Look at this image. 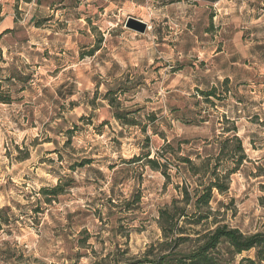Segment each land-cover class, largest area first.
I'll use <instances>...</instances> for the list:
<instances>
[{
	"label": "rangeland",
	"instance_id": "374dc122",
	"mask_svg": "<svg viewBox=\"0 0 264 264\" xmlns=\"http://www.w3.org/2000/svg\"><path fill=\"white\" fill-rule=\"evenodd\" d=\"M168 2L0 0V264L137 256L159 237L156 211L174 192L143 160H123L154 157L160 132L217 134L223 116L247 162L215 198L229 226L264 230V0ZM129 17L144 34L125 27ZM211 88L217 96L205 100ZM108 89L123 110H139L137 127L112 118ZM82 160L91 164L69 169ZM59 177L74 188L49 205L39 190Z\"/></svg>",
	"mask_w": 264,
	"mask_h": 264
},
{
	"label": "trees",
	"instance_id": "16d2710c",
	"mask_svg": "<svg viewBox=\"0 0 264 264\" xmlns=\"http://www.w3.org/2000/svg\"><path fill=\"white\" fill-rule=\"evenodd\" d=\"M176 1L180 0H170L167 4ZM199 1L216 3L219 0ZM36 2L39 3L40 0ZM95 50L93 49L90 55ZM226 84L227 80L222 82L220 87ZM217 91V88H211L200 94L208 100L210 97H216ZM104 100L112 109V118L120 125H139L137 118L132 116L138 115L139 110H123L118 90L108 89ZM0 102L5 103V100L0 99ZM170 111L176 113L178 110ZM144 117L157 135L154 126L156 118L149 115ZM191 122L196 126L201 123L197 118ZM223 122L222 125L227 127L218 128L217 134H214L213 130L210 137H173L169 140L160 132L158 136L163 145L154 157L147 152L128 161L123 160L124 164L143 160L146 168L162 176L165 180L164 187L172 185L174 194L166 204L157 209L154 222L159 237L148 244L143 252L131 256L129 250H118L116 254H112V258L107 256L95 260L93 264H264V230L246 233L229 226L225 221L226 212L222 210L225 206L215 198V194L224 196L229 192L232 176L247 162L242 141L237 136L235 122L225 116ZM67 134H71L70 130ZM68 142L69 140L66 143ZM90 164L91 160H82L69 169L74 171L76 166L83 168ZM114 168L115 166L109 167L110 170ZM171 171L174 173L171 174ZM173 176L180 177V180L172 183ZM72 188L73 180L59 177L55 185L41 188L39 194L44 197L45 203L51 205L58 196L64 195ZM131 202H140L138 193L133 194ZM213 203L216 207H213ZM128 204L129 201L126 205ZM4 211L9 210L7 208ZM83 243L85 240L81 242ZM126 254L129 256L121 260L120 256Z\"/></svg>",
	"mask_w": 264,
	"mask_h": 264
},
{
	"label": "water",
	"instance_id": "95a60500",
	"mask_svg": "<svg viewBox=\"0 0 264 264\" xmlns=\"http://www.w3.org/2000/svg\"><path fill=\"white\" fill-rule=\"evenodd\" d=\"M125 27L127 29H130L138 34H144L146 31V24L138 19H134V18H127L126 23H125Z\"/></svg>",
	"mask_w": 264,
	"mask_h": 264
},
{
	"label": "crops",
	"instance_id": "0c3cea01",
	"mask_svg": "<svg viewBox=\"0 0 264 264\" xmlns=\"http://www.w3.org/2000/svg\"><path fill=\"white\" fill-rule=\"evenodd\" d=\"M162 1H165V0H162ZM192 1H194V0H180V1H176L174 3H171V6L172 5H178V6L183 5V6L189 7L190 2H192ZM132 5H134V4H132ZM166 6H168V5H166ZM138 8L142 9L143 7L141 5H139Z\"/></svg>",
	"mask_w": 264,
	"mask_h": 264
}]
</instances>
